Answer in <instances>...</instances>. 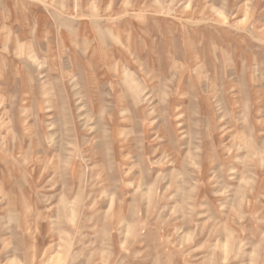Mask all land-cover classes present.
<instances>
[{
  "label": "rangeland",
  "instance_id": "374dc122",
  "mask_svg": "<svg viewBox=\"0 0 264 264\" xmlns=\"http://www.w3.org/2000/svg\"><path fill=\"white\" fill-rule=\"evenodd\" d=\"M8 4L0 264H264V0Z\"/></svg>",
  "mask_w": 264,
  "mask_h": 264
},
{
  "label": "crops",
  "instance_id": "0c3cea01",
  "mask_svg": "<svg viewBox=\"0 0 264 264\" xmlns=\"http://www.w3.org/2000/svg\"><path fill=\"white\" fill-rule=\"evenodd\" d=\"M9 5V7H8V10H9V13L7 14L9 17H7V18H5V16L3 15V13H1L0 12V22L1 21H3L2 20V17L5 19V20H7V21H9V22H12V21H17V19H18V17H17V10L16 9H13V8H11V6H10V4H8ZM40 7H39V5L38 4H35V3H32L31 4V6H30V9H29V13H31L32 15H33V13L36 15V16H34L33 18H30L28 21H33V20H37V14H38V9H39ZM36 10V13L34 12L35 10ZM20 11V10H19ZM33 12V13H32ZM16 13V14H15ZM19 14H21V13H19ZM35 20V21H36Z\"/></svg>",
  "mask_w": 264,
  "mask_h": 264
}]
</instances>
